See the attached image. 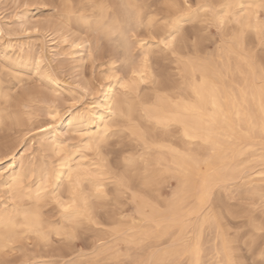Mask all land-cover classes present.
<instances>
[{
    "label": "bare ground",
    "instance_id": "obj_1",
    "mask_svg": "<svg viewBox=\"0 0 264 264\" xmlns=\"http://www.w3.org/2000/svg\"><path fill=\"white\" fill-rule=\"evenodd\" d=\"M78 1L76 5L72 0H67V17L80 13L78 17L84 24H93L96 30L113 42L123 66L132 68L137 63L135 44L140 45L143 55L150 51H145L144 48L148 45L141 44V40L138 39L141 33L153 35L159 32L163 35L164 24L166 28L164 33L166 38L170 39V36L175 35L183 23L195 17L197 12L192 9L193 3L191 4L189 0L185 2V6L173 1L170 10L161 17L166 20L161 26L159 16H162V9L155 1ZM199 2L202 7L212 5L209 0ZM187 5H191V8L189 9ZM241 5L244 7L241 8ZM248 5L253 7L249 9ZM259 5H264V0H236L235 2L220 0L215 17L218 20L223 18L224 22L228 13L232 11V15H242L247 22L257 27L260 20V7H257ZM149 38H147L148 41L153 39ZM207 53L209 59L204 63L200 59L192 60L193 58L189 61H179L178 70L182 80H179L177 86L175 85L177 90L172 92L175 97L167 96L166 92L164 95H157L149 107L145 105L147 100H132L133 98L130 99L128 96L118 97L110 84L103 98L99 97L103 100L99 101V105L103 107L100 111L75 114L67 110L68 113L66 112L64 117L62 115L58 117L59 106L54 104L55 106L49 105L50 107L47 108V113L56 118L58 123L74 127L81 133L83 144L78 143V145L83 150L93 151L91 149L95 148L100 150L98 147L105 141L110 128L116 123L128 126L133 137L136 136L143 142L142 151H138L140 153L137 156H132L135 158L134 163H123L125 168L120 180L116 177L119 181L116 182V189L122 191L137 188L143 191L149 198L156 200L155 205H150L148 202L141 204L144 209L150 206L152 213L143 218L138 216L141 217L139 221H130L125 226L126 220L120 216V210H116L111 220L120 225L116 229L113 240L116 243L120 240L125 241L127 248L121 250L120 246L115 248L116 244H114L99 254L96 252L94 264H108L110 260L112 263H114L113 260L119 262L122 258L131 260L135 264H184V262L185 264H206V243H208L206 232L210 233L213 230L216 231V238L220 242L215 245L212 264L236 263L230 245L221 232V224H214L210 219L206 220V217L217 214L213 211V206L208 213L202 211L200 191L205 184L222 187L245 186L247 193L264 206V139L256 140L257 136L264 137V67L257 66L247 53L244 54L230 43L222 41L219 42L215 57L211 51ZM133 71L134 74L139 75L140 79H145L142 75L145 64ZM4 82L0 75V98L6 89ZM2 120L3 111L0 107V123ZM57 136L55 133L53 138L55 144L59 145L58 148L56 147L57 150L60 151L62 145L60 146ZM254 137V140L244 144V139ZM14 155L10 156L11 160L14 159ZM86 157L87 154L84 152H80L73 158L65 154L55 171L53 167L54 174L50 164L47 163L42 170L43 175L41 168L38 169L40 171H36L35 186L31 183L32 179L27 181L28 174L13 173L10 180L9 177L7 178L6 185L10 183V191L13 192L10 196H15L18 201L13 203V206H0V247L9 246V241H13L25 232L43 234L47 224L40 202L47 193L46 188L52 176L55 180H52L55 185L53 191L59 190L67 182L70 196L68 203H72L73 200L76 202L75 209L61 211L63 225L75 224L80 219L90 221L88 217L93 208L91 201L93 195L91 196L87 191L85 182L90 185L87 187H94L97 197L102 196L106 192L105 177L109 172L106 161L104 163L100 158L93 160ZM251 162L259 168L254 170V166L249 165ZM40 177H44V182L38 183L41 180ZM171 178L176 179L177 188L173 198L172 191L170 198H167L164 195L163 186L171 187ZM124 179H127V184H122ZM97 188H101L102 192H97ZM137 196L138 193L136 199L141 198ZM161 202L166 204V211L160 209ZM69 233H75V231L70 229ZM106 246L108 247V244Z\"/></svg>",
    "mask_w": 264,
    "mask_h": 264
},
{
    "label": "rangeland",
    "instance_id": "obj_2",
    "mask_svg": "<svg viewBox=\"0 0 264 264\" xmlns=\"http://www.w3.org/2000/svg\"><path fill=\"white\" fill-rule=\"evenodd\" d=\"M77 1L72 0L78 5ZM150 1H155L162 9V16H159L161 18L170 10L173 1L185 6L187 0ZM189 1L193 3L192 9L197 11L196 16L183 23L179 29L175 54L164 46L163 42L168 38L164 33L166 28L163 24V35L159 32L153 35L143 32L138 36L141 44L148 45L144 50L150 51L143 55L140 45L135 44L137 63L132 68L123 66L113 42L96 30L93 24H84L78 17L80 13L67 17V0H0V75L6 86L0 98V107L3 111V120L0 123V206H13V203L18 201L12 196L10 183L6 185L8 177L10 180L13 173L28 174L27 181L32 179L31 183L34 184L38 169L41 168L40 173L43 175L42 170L49 163L51 170L53 171L54 167L55 171L65 154L73 158L84 152L87 159L100 158L104 163L106 161L109 172L105 177L108 187H105L106 192L102 196L97 197L94 187H87L90 185L85 182L87 191L93 195L91 221L94 223L80 219L79 222L66 226L61 221L64 209L62 205L70 200L69 185L65 182L62 188L53 191L55 180L53 176L50 177L47 193L40 202L47 224L43 234L25 232L18 235L13 240L14 243L9 245L13 251L0 253V259L7 256L10 264H26L27 261L31 264H48L49 261H58L59 264H68L69 261L83 264L87 261L94 264L93 259L97 254L109 249V246L116 244L115 248L118 246L121 250L127 248L125 241L120 240L116 243L113 240L120 224L113 222L111 217L120 210V216L126 220L124 221L127 226L130 221H139L141 217L152 213L150 206L146 205L147 209L142 207L145 202L150 205H155L156 202L137 188L122 191L116 189V182L120 180L125 168L123 163L128 162L126 160L128 154L137 156L142 151L143 142L136 136L133 137L128 126L113 124L108 137L98 147L100 150L95 148L89 152L79 147L83 144L81 133L74 127L58 123L56 118L47 113V108L59 106L58 117L61 115L64 117L67 110L75 114L100 111L103 107L99 105V101H103L101 99L110 84L118 97L128 96L130 99L133 98L132 100H147L145 104L147 107L151 106L157 95H164L165 92L167 96L175 97L172 92L177 90L175 87L182 80L178 70L179 61H189L193 58L192 60L200 59L202 63L207 62L209 59L207 52L211 51L215 57L220 41L230 43L244 54L247 53L257 66L264 67V7L259 8L260 20L258 26L254 27L242 15H232V11L221 23L215 17L220 0H209L212 5L200 9L197 8L198 5L201 6L200 0ZM162 22L166 20L161 18V26ZM147 38L153 42H149ZM145 56L150 57L147 62H143ZM143 64L144 80L133 73L135 72L133 69H139ZM121 77L124 79H119ZM55 133L60 140V146L62 145L60 151L57 150L59 145L55 144L53 138ZM254 139L255 137L247 138L243 142L246 144L247 141ZM257 139L262 140L264 137L257 136ZM78 150L80 152H77ZM12 154H15L13 160L10 159ZM249 165L254 166V170L259 168L252 162ZM245 172L248 173L247 170ZM116 177L119 179L116 180ZM40 178L38 183L44 182V177ZM176 186V179H172V190L170 186L164 185V195L170 198L172 191L173 198ZM221 188L223 190L218 188L214 191L211 204L213 211L223 219L221 232L230 245L235 264H264L262 255L264 233L259 231L261 224L264 223V206L247 193L245 186L230 185ZM137 193V197H141L142 199H139L144 202L136 199ZM160 204V209L166 211V204L164 202ZM116 207L117 209H114ZM70 229L75 231L77 239L71 241L68 239ZM206 236L208 243L205 260L206 264H212L215 245L220 241L216 238L215 230L206 232ZM127 261L130 260L122 258L119 262L113 260L114 263L110 260L108 264H127Z\"/></svg>",
    "mask_w": 264,
    "mask_h": 264
},
{
    "label": "snow or ice",
    "instance_id": "obj_3",
    "mask_svg": "<svg viewBox=\"0 0 264 264\" xmlns=\"http://www.w3.org/2000/svg\"><path fill=\"white\" fill-rule=\"evenodd\" d=\"M187 7L190 9L191 5H187ZM202 6L198 5L197 8L200 9ZM241 8H243L244 6L241 5ZM253 6L252 5H248V8L251 9ZM257 7H264V5H259ZM204 11H208V9H204ZM221 23H223V18H221L220 20ZM179 35V32H177V35H171L170 39L164 41V46L166 49L172 51L173 54H175V44L177 42V36ZM145 61L148 59L147 56L144 57ZM126 160L128 161L129 164H133L135 161V158L132 157V155L129 153L128 156L126 157ZM128 181L127 179L122 180V184H127ZM223 190L221 188V186L219 185H209V184H205L201 191H200V203L202 206V211L204 213H208L211 211V201H212V197H213V193L214 191H216L217 189ZM97 192H102L101 188H97L96 189ZM75 205L76 202L75 200L72 201V203H68L63 205L65 211L69 210V209H75ZM88 219L91 221V215L89 214ZM214 223V224H222L223 223V219L217 215L211 216V217H206V220H209ZM92 223H94V221H91ZM259 231L261 233H264V223H262ZM68 239L71 240H75L77 239V236L75 233H71L68 237ZM13 241H9V245L13 244ZM13 251L12 247L5 245L3 247H0V253H7V252H11ZM262 255H264V249H262ZM0 264H10V261L8 260L7 256H5L4 259H0ZM26 264H31L30 261H27ZM48 264H59L58 261H49ZM68 264H74V262L69 261ZM83 264H89V262L84 261ZM127 264H133V262L130 260L127 262Z\"/></svg>",
    "mask_w": 264,
    "mask_h": 264
}]
</instances>
